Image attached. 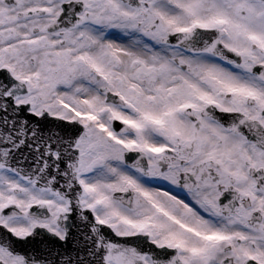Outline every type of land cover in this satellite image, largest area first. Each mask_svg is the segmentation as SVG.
I'll return each mask as SVG.
<instances>
[{"label": "snow or ice", "instance_id": "1", "mask_svg": "<svg viewBox=\"0 0 264 264\" xmlns=\"http://www.w3.org/2000/svg\"><path fill=\"white\" fill-rule=\"evenodd\" d=\"M0 264H264V0H0Z\"/></svg>", "mask_w": 264, "mask_h": 264}]
</instances>
